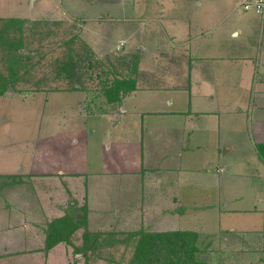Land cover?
<instances>
[{
    "label": "crops",
    "instance_id": "1",
    "mask_svg": "<svg viewBox=\"0 0 264 264\" xmlns=\"http://www.w3.org/2000/svg\"><path fill=\"white\" fill-rule=\"evenodd\" d=\"M39 1L23 8L27 15L0 11V17L84 20L80 34L96 57H133L120 65L114 58L109 67L134 77L135 87L98 108L80 89L28 92L82 95L74 109L47 113V133L31 147L0 139V264H120L116 252L131 246L107 245L87 257L74 251L83 227L72 233L71 243L45 248L47 222L73 202L87 206L92 231H221L224 244L238 247L228 264H264V162L255 148L264 142V57L256 53L244 76L231 74L243 59L197 43L186 18L142 10L128 15L124 0H106L101 10L95 0H69L61 12L56 4L31 10ZM146 6L133 0L130 10ZM260 31L259 52L264 26ZM203 62H209L210 76L202 75ZM202 81L209 87L202 88ZM12 92L27 94H0ZM245 144L253 152L246 154ZM228 153L239 155L218 161ZM208 155L216 161L209 170L217 179L198 165ZM230 214L238 217L230 220Z\"/></svg>",
    "mask_w": 264,
    "mask_h": 264
},
{
    "label": "rangeland",
    "instance_id": "2",
    "mask_svg": "<svg viewBox=\"0 0 264 264\" xmlns=\"http://www.w3.org/2000/svg\"><path fill=\"white\" fill-rule=\"evenodd\" d=\"M30 1L0 0V11L9 13V15H15V13L27 15V10L24 11L23 8L26 9L30 6L28 5ZM95 1L97 4L95 8L101 10V4L106 0ZM118 1H120V4L123 3V0ZM124 1L126 6L123 10L128 15L140 13L142 10L145 14L163 13L167 18L170 16H177L180 19L186 18V21L190 22L191 36L197 37V43L201 42L206 48L214 49L215 53L228 54L243 59L242 61L245 63L241 66L237 68L231 66V74L237 72V74L240 73L244 76L247 70L245 65H249L250 59L255 58L256 53L260 58L264 57V49L261 52L258 49L259 39L261 38L260 30L264 26V21L251 10L245 11L241 7L235 8L239 0H139V3L143 2L148 5L146 10L143 7L134 8L133 11L130 10V3L133 0ZM68 2L69 0L39 1L31 10H35L41 5L47 7L56 4L58 6L57 11L61 12ZM38 11H44V8H39ZM114 13L116 16H121V9L120 11H114ZM75 16L80 17L81 15L75 14ZM9 22L8 19H0V35H2L0 37V71L3 72L1 76L5 77L7 75L4 45L7 39L9 42L13 40L11 48L25 58L20 69L19 80L15 82V88L21 89L22 93H27L25 95L17 92L0 94V133H2L0 139L2 137V140L9 141L10 145H15L14 141H22V144L26 145L27 148L31 147L32 142L37 140L38 136H45L47 133L46 121L49 116L47 113L50 111V114L58 113L60 115L61 108L74 109L78 94L82 95L80 91L65 90L28 92L35 90L37 87L41 89H80L84 90L87 103L98 108L105 102L102 94L105 82L111 79L115 73H122L109 67V64H114L111 60L114 61L115 58L116 61L118 60L119 65L122 62L124 64L125 62H133L132 56L125 57L123 60L117 55H113L111 58L107 56L105 61L99 62L95 57L94 50H92L93 52L89 51V48L81 42L85 41L80 34V23L84 20L79 18L27 19L23 24L16 23L14 26L9 25ZM167 29L171 31L168 27ZM236 29L239 31L238 33H235ZM195 33H199V35L197 36ZM69 51L75 52L78 62H84V64L79 67L77 72L72 73L73 75L66 76L65 72L57 74V59L62 58ZM118 53L120 52L115 54ZM87 62H91L92 66H87ZM207 64L209 62H203L200 65L202 66V75L206 77L210 76V67H207ZM259 71H264V66L259 67ZM199 85L202 88L203 86L209 87V84L205 81L200 82ZM52 125L54 127V124ZM243 150L245 153L247 152L246 154L253 152L252 146L246 144L243 146ZM222 151L223 146L215 150L217 153ZM28 154L29 151L24 149L23 158L25 159ZM238 155L239 153H228L224 158L220 157L221 159L218 161L227 163ZM210 157L208 155L206 157L207 161H201L198 165L205 167L204 171L210 173L213 179H217V173L209 170L210 168L213 169L214 164L212 163L216 162L215 160L212 161L211 159L214 158ZM81 205L84 204H76V206ZM233 216L238 217L230 214V220H233ZM222 235L215 237V240L210 243V252L202 255L205 258L208 257L212 264H228L232 260L231 257L235 255L233 252L238 249L234 244L230 247L224 244L220 239ZM130 252L131 248L125 250L121 246L118 249L116 255L120 259V264H126ZM104 254L107 256V253Z\"/></svg>",
    "mask_w": 264,
    "mask_h": 264
},
{
    "label": "trees",
    "instance_id": "3",
    "mask_svg": "<svg viewBox=\"0 0 264 264\" xmlns=\"http://www.w3.org/2000/svg\"><path fill=\"white\" fill-rule=\"evenodd\" d=\"M0 19H8L11 26L16 23L21 25L27 21L26 18L21 17H3ZM81 42L85 47L89 48V51L93 50L86 41ZM12 44L13 40L9 42L7 39L4 45L7 75L2 77L3 72L0 71V93L6 90L21 91V89L15 88V82L19 80L20 69L25 58L11 48ZM96 58L99 62H102L100 58ZM57 60L56 73L65 72L66 76L77 72L79 67L84 64V62H78L75 52L71 51ZM87 66L91 67L92 63L87 62ZM134 87V77L115 73L111 79L105 82L103 87L104 103L118 102L123 93ZM40 89V87L35 88V90ZM255 148L264 162V142H256ZM87 211L85 204L76 206L74 202L68 203V207L62 215L53 217L47 222L45 248L48 249L61 240L71 243L70 237L72 233L77 228L83 227L82 241L79 246H74V251H81L86 257L89 250L90 254H92L104 246L123 243L125 246H131V252L126 264H212L208 257L205 258L202 255L210 252V243L215 240V237L217 238L216 234L200 233L192 229L149 230L144 227L121 235H116L117 232L113 231H92L86 225ZM72 264H75V262H72Z\"/></svg>",
    "mask_w": 264,
    "mask_h": 264
},
{
    "label": "built area",
    "instance_id": "4",
    "mask_svg": "<svg viewBox=\"0 0 264 264\" xmlns=\"http://www.w3.org/2000/svg\"><path fill=\"white\" fill-rule=\"evenodd\" d=\"M237 6L255 12L264 21V0H239Z\"/></svg>",
    "mask_w": 264,
    "mask_h": 264
}]
</instances>
